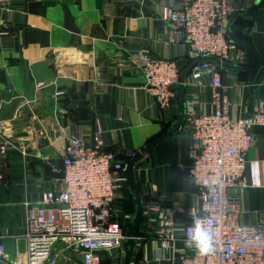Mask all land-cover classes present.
<instances>
[{
    "label": "crops",
    "instance_id": "0c3cea01",
    "mask_svg": "<svg viewBox=\"0 0 264 264\" xmlns=\"http://www.w3.org/2000/svg\"><path fill=\"white\" fill-rule=\"evenodd\" d=\"M182 1L11 0L5 20L9 33H0V127L11 130H0V139L8 137L16 148L0 160L1 233L21 231L24 200L36 201L43 191L62 187L51 164L62 165L67 138L81 136L92 144L98 131L106 149L123 163L150 146L134 169L142 210L153 200L164 205L197 203L187 173L185 121L181 119L180 127L167 134L178 121L181 92L183 102L194 100L197 112L213 110L208 81L201 87L192 84L187 65L194 58L188 43L180 38L167 41L164 11ZM254 1L232 0L235 9ZM231 30L252 45L261 61L252 71L244 69L247 57L240 65L227 63L221 70L231 116L241 118L252 114L264 96V2L243 14ZM140 48L176 60L180 79L187 68L166 109L154 105L138 65L131 60ZM253 133L246 152V183L239 189L243 223L255 222L264 209V126H254ZM128 199V192L122 190L114 203L123 219L131 218V212L120 207ZM139 224L143 234L147 227L143 220ZM0 243L11 256L23 255V239L4 237ZM147 251L153 252L146 239L134 255L146 258Z\"/></svg>",
    "mask_w": 264,
    "mask_h": 264
},
{
    "label": "built area",
    "instance_id": "2783aa9c",
    "mask_svg": "<svg viewBox=\"0 0 264 264\" xmlns=\"http://www.w3.org/2000/svg\"><path fill=\"white\" fill-rule=\"evenodd\" d=\"M11 0H0V33L7 35L5 20ZM232 0H185L166 7L168 42L184 39L193 58L212 56L216 60L194 61L192 84L211 88V112H197L193 99L183 102L189 134L188 177L195 187L197 203L148 202L142 210L147 230L135 235L136 248L147 239L152 254L131 264H264V209L253 223L240 220L239 189L245 186L246 152L254 141L253 127L264 126V96L246 117L231 116L230 95L223 90V63L240 65L244 49L226 33L227 18L236 10ZM138 65L145 89L159 109H166L180 83V69L170 57H156L140 48L131 58ZM2 132L11 130L1 126ZM16 145L0 139V160ZM59 189H48L36 201L22 202L23 220L19 233L4 237L25 242L22 256H11L0 243V264H103V253L119 251L109 264H121L124 215L116 213L114 202L127 185L124 164L106 150L101 133L88 144L81 136H69L62 165L51 164ZM4 175L0 172V182ZM204 222L213 238V251L201 254L185 241L193 219ZM122 220V221H121Z\"/></svg>",
    "mask_w": 264,
    "mask_h": 264
},
{
    "label": "water",
    "instance_id": "95a60500",
    "mask_svg": "<svg viewBox=\"0 0 264 264\" xmlns=\"http://www.w3.org/2000/svg\"><path fill=\"white\" fill-rule=\"evenodd\" d=\"M263 2H264V0H255L253 4L248 6L243 11L234 12L227 18V26H226L227 36L232 41H234L235 43H237L239 46H241L244 49L246 57H247V63H246V67L244 69L250 70V71L256 70L259 67V65L261 63L260 58H259V54L254 50V48L252 47V45L250 43H248L246 41L237 40L233 31L231 30V26L234 23L235 19L240 17L242 13H244V12L248 13V12L254 11L258 7H260ZM204 59L216 60V58H214L212 56H201L197 60L200 61V60H204ZM226 64L227 63H223V66H225ZM186 69L183 70V72H182L181 79H180L181 84L184 82L185 75L187 72ZM180 95H181L180 100H179L180 114L178 116V121L169 129L167 134L175 132L180 127L181 122L184 123V121H185V115H184V111H183L182 92ZM181 119H182V121H181ZM149 147L150 146H146L143 149H139V150L135 151L131 155L130 159L124 165V171H125V175L127 178V185L129 186V188L133 192L134 198H135V212H134V215H133L132 220H131L130 232H129L127 238L122 242V248H123L124 254H123L121 264H131V260L134 256V253L136 250L135 231H136L140 216L142 214V198H141V191H140L139 183L135 179L134 169H135V165H136L137 161L141 159V157L144 155V153L146 152V150Z\"/></svg>",
    "mask_w": 264,
    "mask_h": 264
},
{
    "label": "clouds",
    "instance_id": "9594fccd",
    "mask_svg": "<svg viewBox=\"0 0 264 264\" xmlns=\"http://www.w3.org/2000/svg\"><path fill=\"white\" fill-rule=\"evenodd\" d=\"M185 243L188 247H195L201 254H209L213 251L212 235L199 218L193 219Z\"/></svg>",
    "mask_w": 264,
    "mask_h": 264
},
{
    "label": "trees",
    "instance_id": "16d2710c",
    "mask_svg": "<svg viewBox=\"0 0 264 264\" xmlns=\"http://www.w3.org/2000/svg\"><path fill=\"white\" fill-rule=\"evenodd\" d=\"M241 11H243V10H241ZM243 14H245V12L244 13H242L241 14V16L243 15ZM241 16L240 17H238V18H236L235 19V21L234 22H237V21H239L240 19H241ZM234 35H235V37H236V39L237 40H241V41H246L242 36H240L238 33H234ZM247 42V41H246ZM194 61H197V58H194L193 60H191L190 62L191 63H189V65H187V67H188V71L190 70V66H191V64L194 62ZM236 66H238V65H236ZM106 150H108V151H111V150H109V149H106ZM118 157V156H117ZM119 158V157H118ZM120 159V158H119ZM130 159V156H127V161ZM121 160V159H120ZM126 161V162H127ZM123 162V161H122ZM126 162L125 163H123L124 165L126 164ZM123 190H125V191H127L128 192V194H129V199L128 200H124V201H121V209H122V211L123 212H125V213H127V212H131V218H129V219H122L123 220V230H124V233H125V235H127L128 236V234H129V232H130V229H131V220H132V217H133V215H134V212H135V198H134V194H133V192L131 191V189L129 188V186L128 185H126L125 187H124V189ZM117 201V200H116ZM115 201V202H116ZM114 202V203H115ZM118 203V202H117ZM130 206V207H129ZM121 220V221H122ZM142 220V215L140 216V219H139V222H138V225H137V228H136V231H135V235H138L139 234V223H140V221ZM129 227V228H128ZM106 253H103V257H104V255H105ZM135 256V255H134ZM137 256V255H136ZM111 257L109 258V260L107 259V260H104L103 259V264H109V263H111Z\"/></svg>",
    "mask_w": 264,
    "mask_h": 264
},
{
    "label": "rangeland",
    "instance_id": "374dc122",
    "mask_svg": "<svg viewBox=\"0 0 264 264\" xmlns=\"http://www.w3.org/2000/svg\"><path fill=\"white\" fill-rule=\"evenodd\" d=\"M129 228V227H128ZM18 241V243H19V240H17ZM22 244V241L20 242V245ZM19 248V246L17 247V249ZM119 255V251H112V252H109V253H106L105 255H104V260H109V258L111 257H116V256H118Z\"/></svg>",
    "mask_w": 264,
    "mask_h": 264
}]
</instances>
